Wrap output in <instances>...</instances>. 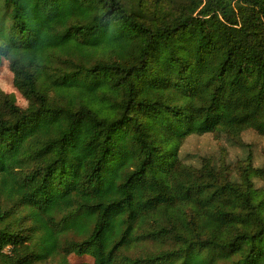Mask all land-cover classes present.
<instances>
[{
    "label": "trees",
    "instance_id": "trees-1",
    "mask_svg": "<svg viewBox=\"0 0 264 264\" xmlns=\"http://www.w3.org/2000/svg\"><path fill=\"white\" fill-rule=\"evenodd\" d=\"M34 1L64 39L12 59L0 0V147L45 124L54 156L0 185V264H264V0Z\"/></svg>",
    "mask_w": 264,
    "mask_h": 264
},
{
    "label": "rangeland",
    "instance_id": "rangeland-1",
    "mask_svg": "<svg viewBox=\"0 0 264 264\" xmlns=\"http://www.w3.org/2000/svg\"><path fill=\"white\" fill-rule=\"evenodd\" d=\"M21 8L28 16L30 34L29 44H22L11 54L12 59H30L47 49L50 45L58 43L64 39L60 35H53L47 29L53 25L54 13L42 12L38 10L34 0H20ZM4 74L0 80V97L11 95L14 91L12 74L8 69V62L3 70ZM14 146L10 150L0 147V185L12 190L21 196L24 193L23 183L15 172L30 168L38 160H48L54 156V150L50 147L52 140V129L49 125H38L29 127L13 137ZM75 152L82 160L92 158L91 151L81 143L74 145ZM18 179V180H17ZM82 198V194L77 187L72 188L67 194L59 195L55 200L59 210L57 217L70 213L76 205V200ZM35 209V208H33ZM30 213L27 209L20 208V214L27 216ZM33 223L26 221L23 226L22 236L27 237V230ZM24 241L28 243L26 238ZM9 251V250H8ZM75 258L69 259L68 264L74 262ZM48 264H60L59 261L49 262Z\"/></svg>",
    "mask_w": 264,
    "mask_h": 264
}]
</instances>
